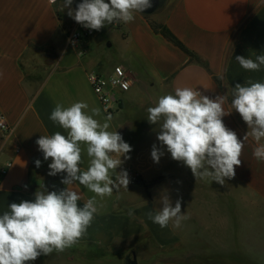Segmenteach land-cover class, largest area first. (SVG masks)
I'll return each mask as SVG.
<instances>
[{"label": "crops", "instance_id": "1", "mask_svg": "<svg viewBox=\"0 0 264 264\" xmlns=\"http://www.w3.org/2000/svg\"><path fill=\"white\" fill-rule=\"evenodd\" d=\"M61 5L62 0H0V117L10 127L0 132V214L13 202L34 201L36 191L66 187L64 173L48 175L51 158L44 160L36 140L57 131L67 135L50 114L57 103L68 107L82 101L89 113L99 109L95 118L101 123L111 117L109 131L130 144V159L122 156L117 172L126 170L136 181L96 197L98 211L86 234L49 264H264V160L253 156L256 142L251 137L244 142L234 178L220 185L196 179L173 160L157 139L158 125L147 119L159 97L190 87L211 99L225 96L224 110L231 112L223 122L243 140L248 126L228 97L236 83L264 82V66L249 71L235 60L264 54V0H155L153 9L135 13L132 22H118L122 34L115 63L128 73L130 87L110 115L86 74L109 71L113 64L102 63L100 54L111 44L87 41L82 55L68 47L71 17ZM153 25L164 26L197 60ZM154 144L164 153L158 163L151 157ZM81 147L84 171L90 158ZM68 187L81 195V206L94 195L79 183ZM165 192L173 205L181 200L189 217L179 228L171 222L161 228L147 216L161 207ZM40 258L28 264H43Z\"/></svg>", "mask_w": 264, "mask_h": 264}, {"label": "clouds", "instance_id": "2", "mask_svg": "<svg viewBox=\"0 0 264 264\" xmlns=\"http://www.w3.org/2000/svg\"><path fill=\"white\" fill-rule=\"evenodd\" d=\"M73 0H62L61 11L87 29L100 30L106 25L134 20V14L152 7L151 0H82L73 9ZM239 65L249 71H259L264 66V54L255 60L236 56ZM223 78V77H221ZM231 108L239 113L248 126L243 140L227 128L222 117L231 111L224 110L225 96L211 99L190 87H177L174 94L158 98L147 109L149 123L158 125L157 139L166 146L171 158L187 166L196 179L225 184V179L235 176V167L241 164L244 142L251 137L257 144L253 156L264 160V82L248 80L236 83L232 89ZM85 102H74L68 107L57 103L49 119L66 130L41 135L37 140L44 160L51 158L48 175L66 173L59 191L35 192L34 201L21 200L8 205L0 214V264H28L39 256L54 251L63 252L75 245L86 234L98 211L96 197L111 196L121 186L128 188L129 174L121 167L123 156L132 151L117 131H109L111 117L101 123L95 117L99 109L87 111ZM86 146L89 159L87 170L82 171V147ZM163 152L155 144L151 157L158 163ZM36 167L41 161H35ZM115 172L113 177L110 173ZM79 183L94 195L81 206V195L68 186ZM159 207L147 216L161 228L172 223L179 228L189 219L181 211V200L175 204L167 194L160 197Z\"/></svg>", "mask_w": 264, "mask_h": 264}, {"label": "built area", "instance_id": "3", "mask_svg": "<svg viewBox=\"0 0 264 264\" xmlns=\"http://www.w3.org/2000/svg\"><path fill=\"white\" fill-rule=\"evenodd\" d=\"M56 2L57 0H51ZM71 27L68 29L66 36V45L76 50L79 55H82L85 50L83 45L90 41L94 35V30L87 29L70 19ZM119 28L118 23L113 25ZM88 83L91 87L93 94L96 96L103 111L110 115L119 108L121 101V95L128 91L130 87L129 75L125 71L124 67L120 64L111 66L108 72L98 73L95 71H89L86 74ZM10 131V127L6 124L2 117H0V132L7 133ZM8 165V164H7ZM6 165V166H7ZM4 169L1 170V173ZM66 175V173H64ZM130 181L135 182L136 177H131Z\"/></svg>", "mask_w": 264, "mask_h": 264}, {"label": "rangeland", "instance_id": "4", "mask_svg": "<svg viewBox=\"0 0 264 264\" xmlns=\"http://www.w3.org/2000/svg\"><path fill=\"white\" fill-rule=\"evenodd\" d=\"M70 27H71V23L69 21L67 28H70ZM107 27H108L107 29L102 28L98 31L94 30V35L90 39V44L94 45L96 40H98L100 44L106 43V45H107L108 43H110L111 44L110 47L104 48L106 53H104V54L99 53V54L102 57V63H104L106 60V61H108L109 64L115 65V64H118V63H115V59H117V56L119 53L117 41H119L121 39L122 32L120 31L119 28H116L112 25H107ZM99 54H98V56H99ZM120 65H122V64H120ZM104 69H105V67H104ZM59 257H61V256H59L58 253L54 256L48 255V256L43 257V260L40 263L49 264L55 258H59Z\"/></svg>", "mask_w": 264, "mask_h": 264}, {"label": "trees", "instance_id": "5", "mask_svg": "<svg viewBox=\"0 0 264 264\" xmlns=\"http://www.w3.org/2000/svg\"><path fill=\"white\" fill-rule=\"evenodd\" d=\"M82 2V0H80L78 3ZM77 3V4H78ZM153 29L155 31H157L158 33H160L167 41H169L170 43H172L174 46L178 47L179 49H181L182 51H184L192 60H197L195 55L187 50L170 32L169 30H167L164 26H159V25H153ZM233 99L232 94L229 95L228 97V102L231 105V101ZM238 113V112H237ZM43 257H45L44 255H41V258L39 259V262L43 260Z\"/></svg>", "mask_w": 264, "mask_h": 264}, {"label": "water", "instance_id": "6", "mask_svg": "<svg viewBox=\"0 0 264 264\" xmlns=\"http://www.w3.org/2000/svg\"><path fill=\"white\" fill-rule=\"evenodd\" d=\"M151 2H152V7L149 8V11H150L151 9H153V7L155 6V0H151Z\"/></svg>", "mask_w": 264, "mask_h": 264}]
</instances>
